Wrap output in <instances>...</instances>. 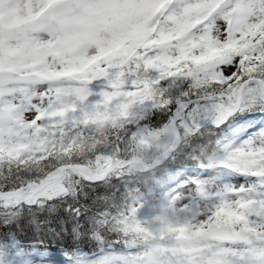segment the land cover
I'll return each instance as SVG.
<instances>
[{
	"label": "snow or ice",
	"instance_id": "obj_1",
	"mask_svg": "<svg viewBox=\"0 0 264 264\" xmlns=\"http://www.w3.org/2000/svg\"><path fill=\"white\" fill-rule=\"evenodd\" d=\"M0 264H264V0H0Z\"/></svg>",
	"mask_w": 264,
	"mask_h": 264
}]
</instances>
